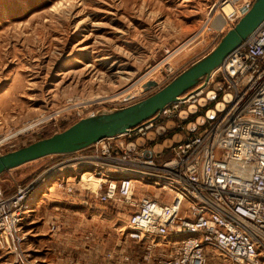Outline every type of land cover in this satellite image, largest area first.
I'll return each instance as SVG.
<instances>
[{
    "label": "rangeland",
    "instance_id": "374dc122",
    "mask_svg": "<svg viewBox=\"0 0 264 264\" xmlns=\"http://www.w3.org/2000/svg\"><path fill=\"white\" fill-rule=\"evenodd\" d=\"M218 2L0 0V155L63 132L94 112L138 103L168 85L230 29L221 8L212 11ZM150 81L158 87L146 91ZM199 117L189 123L191 133L204 129ZM100 149L46 157L18 172L20 180L36 172L27 185L45 181L28 204L25 231L33 230L23 248L34 264H105L109 253L116 260L146 253L142 243L127 237L133 209L100 204L90 194L93 185L79 184L93 168L74 159L96 156ZM13 172L0 178V195L23 186L19 177L9 180ZM56 178L72 185L74 195L54 186V195L45 198L50 192L44 184L53 186ZM59 234L73 245H63ZM208 256V264H230L217 253Z\"/></svg>",
    "mask_w": 264,
    "mask_h": 264
},
{
    "label": "built area",
    "instance_id": "2783aa9c",
    "mask_svg": "<svg viewBox=\"0 0 264 264\" xmlns=\"http://www.w3.org/2000/svg\"><path fill=\"white\" fill-rule=\"evenodd\" d=\"M241 1L219 0L212 11L221 8L231 28L254 3ZM231 3L236 10L226 14ZM196 91L128 133L101 140L96 156L74 159H90L81 163L93 170L79 184L93 185L97 202L133 209L127 237L147 248L135 258L109 253L105 264H208L210 252L230 264H264V22ZM200 115L204 129L191 133ZM169 121L182 143L150 157V143L141 148L136 140L151 131L157 142L172 137ZM41 179L0 195V264H34L23 246L28 204ZM56 179L53 186L73 194L72 185Z\"/></svg>",
    "mask_w": 264,
    "mask_h": 264
},
{
    "label": "water",
    "instance_id": "95a60500",
    "mask_svg": "<svg viewBox=\"0 0 264 264\" xmlns=\"http://www.w3.org/2000/svg\"><path fill=\"white\" fill-rule=\"evenodd\" d=\"M242 14L243 17L224 34L211 52L155 94L127 107L94 112L63 132L0 155V178L12 170L46 157L72 155L95 146L101 140L122 136L156 116L165 107L178 102L189 92L204 87L225 59L264 22V0H255L252 8L249 11L242 10ZM157 87L158 83L150 81L145 85V90L150 91ZM197 124L203 127L204 118L199 117ZM176 126L175 121L166 123L169 132H175ZM156 140V133L151 131L145 138H138L136 144L143 148L147 142L155 143ZM182 141L183 135L175 132L171 139H166L162 144L155 143L153 151L148 154L150 157L154 154L163 155L165 150L170 151L174 144Z\"/></svg>",
    "mask_w": 264,
    "mask_h": 264
},
{
    "label": "crops",
    "instance_id": "0c3cea01",
    "mask_svg": "<svg viewBox=\"0 0 264 264\" xmlns=\"http://www.w3.org/2000/svg\"><path fill=\"white\" fill-rule=\"evenodd\" d=\"M25 166H26V165H25ZM22 168H23V166L20 167V168H18V169L12 170V171H14V172L11 173L12 175L10 174L11 177H9V180H10V181H14L16 178L19 177L20 185H23V186H24V185H27V181H26L27 178H28V177H32L36 172H35V171H34V172L32 171L28 176H26L24 179L20 180L22 177H21V173H18V172H19L20 170H22ZM24 168H25V167H24ZM55 170H58V168L55 169ZM75 171H76V170H75ZM10 172H11V171H10ZM25 181H26V182H25ZM5 182H6V181H5ZM28 182H29V181H28ZM46 186H47V187H46ZM44 188H46L50 193H49L48 195H47V193H45V194H43V196H44V195H47L46 198H48V197H51L52 195H54V194L52 193V189L54 190V186H52V182L44 184ZM41 190H42V189H41ZM40 192H41V191H40ZM56 195H57V194H56ZM56 195H55V196H56ZM38 196H39V195H38ZM38 196H37V197H38ZM30 229H31V231H30ZM30 229L28 230V231H29L28 233L32 232V230H33V228H30ZM36 236H37V235H36ZM60 237H61V235L59 234V236H58V241L61 239ZM63 239L65 240L66 237H64ZM63 239H61V240H63ZM64 240L62 241V244H63V245H68V244H70V245L72 244V245H73V243H74V241L66 240V241H68V243H67V242L64 241ZM58 241H57V242H58ZM44 257H45V256H44ZM47 264H49L48 261H47Z\"/></svg>",
    "mask_w": 264,
    "mask_h": 264
},
{
    "label": "bare ground",
    "instance_id": "6f19581e",
    "mask_svg": "<svg viewBox=\"0 0 264 264\" xmlns=\"http://www.w3.org/2000/svg\"><path fill=\"white\" fill-rule=\"evenodd\" d=\"M224 7H226L225 9H228V11L229 10H231L230 11V13H232V12H234L235 10H236V8L233 6V4L231 3V4H226ZM229 13V14H230ZM175 54V53H174ZM174 54H172V55H174ZM197 91H196V89L195 90H193V92L191 91V92H189L187 95V97H185V96H183V97H185L183 100H188V98H190L193 94H195ZM193 108V107H192ZM195 127V126H194ZM100 142V141H99ZM88 160H90V159H79V160H74L75 162H78V163H80V162H85V161H88ZM60 168H61V166H60ZM37 193H39V190L37 191ZM45 198H46V196H44ZM30 212V211H29Z\"/></svg>",
    "mask_w": 264,
    "mask_h": 264
}]
</instances>
